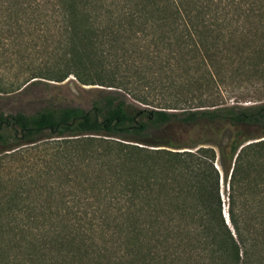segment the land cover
Here are the masks:
<instances>
[{
	"label": "trees",
	"instance_id": "1",
	"mask_svg": "<svg viewBox=\"0 0 264 264\" xmlns=\"http://www.w3.org/2000/svg\"><path fill=\"white\" fill-rule=\"evenodd\" d=\"M0 47V264H264V0H0Z\"/></svg>",
	"mask_w": 264,
	"mask_h": 264
},
{
	"label": "rangeland",
	"instance_id": "2",
	"mask_svg": "<svg viewBox=\"0 0 264 264\" xmlns=\"http://www.w3.org/2000/svg\"><path fill=\"white\" fill-rule=\"evenodd\" d=\"M5 47H0V51H2ZM7 54V53H6ZM20 62V61H19ZM18 61L16 62V65H19ZM15 72V69H10L9 68V63L7 61V55L0 56V77L3 79V82H8L12 79L13 73ZM68 79H65L63 82L58 83V86H60V91L58 93V96L63 97L68 99L72 104H79L81 106H88L89 100L92 98L94 94L93 88H90L91 86L88 85H79L76 80H74L71 76L67 77ZM247 90L243 89L240 87V89H237L234 91V95L237 96H242L245 93L244 92H249V96L244 98V103L249 102L251 99H255L254 96H256L254 93H251L253 88L250 85H247ZM35 92H30L29 94H25L22 96H19L18 100H11L8 97V95L4 93H0V111H13L18 107H22L23 110L25 111H32L36 108H38V103L34 101L36 98H33L35 96ZM51 95H54L55 92L52 91L49 93ZM251 96V97H250ZM238 98V97H237ZM249 99V100H248ZM8 205V202L5 201V198H0V207L2 210L6 211L5 206ZM21 215V214H19ZM9 215L6 213H1L0 214V219L4 220L8 218ZM21 216H17V218H20ZM25 219V218H24ZM23 234H18L17 239L16 235L14 234H9V240L10 241H5L6 244L4 247V250L0 251V257H2L3 261L8 260L11 258L10 256H13L16 254V252H21L23 251V239L19 240V238H22ZM19 240V241H18ZM23 247V249H22ZM6 264H10L9 261L6 262Z\"/></svg>",
	"mask_w": 264,
	"mask_h": 264
}]
</instances>
